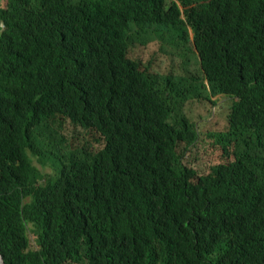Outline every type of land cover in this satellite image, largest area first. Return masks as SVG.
I'll return each mask as SVG.
<instances>
[{
	"label": "trees",
	"instance_id": "trees-1",
	"mask_svg": "<svg viewBox=\"0 0 264 264\" xmlns=\"http://www.w3.org/2000/svg\"><path fill=\"white\" fill-rule=\"evenodd\" d=\"M1 24L7 264H264V0H0ZM165 34L182 77L129 57ZM216 95L234 100L209 135L229 161L201 175L185 107Z\"/></svg>",
	"mask_w": 264,
	"mask_h": 264
},
{
	"label": "rangeland",
	"instance_id": "rangeland-1",
	"mask_svg": "<svg viewBox=\"0 0 264 264\" xmlns=\"http://www.w3.org/2000/svg\"><path fill=\"white\" fill-rule=\"evenodd\" d=\"M190 34L191 39H193L191 31ZM168 38L170 37L167 34L164 35V38L156 37L161 45L152 43L145 48L133 47L129 51V57L140 62L142 69H150L159 73L162 77H182L186 75L184 72L186 69L185 62L177 50L168 44H164L163 41L166 43ZM213 101H216L218 105L213 106L209 103L190 101L185 107V114L188 113L199 125L203 134L198 147L186 154L185 163L195 168L201 175H210L212 168L229 161L222 150L214 146V141L209 138V135L227 131L234 100L223 95H216L213 97ZM53 130L57 131L52 126ZM61 131L79 152L84 149L94 152L101 150V146L96 143L94 137L81 127H76L69 122L66 123L64 128L62 127ZM50 134L51 132L48 131L47 135ZM241 153H244V151H241ZM34 163L45 175L53 174L52 176H55L58 173L57 166L52 161L44 166L37 158H34Z\"/></svg>",
	"mask_w": 264,
	"mask_h": 264
},
{
	"label": "water",
	"instance_id": "water-1",
	"mask_svg": "<svg viewBox=\"0 0 264 264\" xmlns=\"http://www.w3.org/2000/svg\"><path fill=\"white\" fill-rule=\"evenodd\" d=\"M0 264H7L1 253H0Z\"/></svg>",
	"mask_w": 264,
	"mask_h": 264
},
{
	"label": "clouds",
	"instance_id": "clouds-1",
	"mask_svg": "<svg viewBox=\"0 0 264 264\" xmlns=\"http://www.w3.org/2000/svg\"><path fill=\"white\" fill-rule=\"evenodd\" d=\"M4 27V25L3 24H1V26H0V30H1V28H3Z\"/></svg>",
	"mask_w": 264,
	"mask_h": 264
},
{
	"label": "bare ground",
	"instance_id": "bare-ground-1",
	"mask_svg": "<svg viewBox=\"0 0 264 264\" xmlns=\"http://www.w3.org/2000/svg\"><path fill=\"white\" fill-rule=\"evenodd\" d=\"M1 253V252H0Z\"/></svg>",
	"mask_w": 264,
	"mask_h": 264
}]
</instances>
